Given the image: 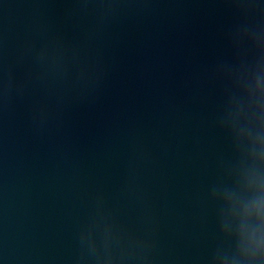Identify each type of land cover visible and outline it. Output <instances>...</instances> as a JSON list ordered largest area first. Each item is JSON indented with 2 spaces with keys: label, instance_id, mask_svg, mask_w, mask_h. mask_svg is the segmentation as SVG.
Segmentation results:
<instances>
[{
  "label": "water",
  "instance_id": "95a60500",
  "mask_svg": "<svg viewBox=\"0 0 264 264\" xmlns=\"http://www.w3.org/2000/svg\"><path fill=\"white\" fill-rule=\"evenodd\" d=\"M264 205V0H0V264H186Z\"/></svg>",
  "mask_w": 264,
  "mask_h": 264
}]
</instances>
